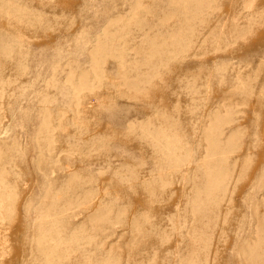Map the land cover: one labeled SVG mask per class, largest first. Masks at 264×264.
<instances>
[{
    "label": "rangeland",
    "instance_id": "rangeland-1",
    "mask_svg": "<svg viewBox=\"0 0 264 264\" xmlns=\"http://www.w3.org/2000/svg\"><path fill=\"white\" fill-rule=\"evenodd\" d=\"M0 264H264V0H0Z\"/></svg>",
    "mask_w": 264,
    "mask_h": 264
}]
</instances>
